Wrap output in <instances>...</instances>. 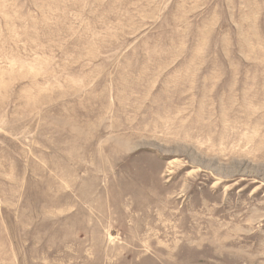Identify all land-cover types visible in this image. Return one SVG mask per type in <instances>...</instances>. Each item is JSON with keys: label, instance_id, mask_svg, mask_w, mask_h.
Returning a JSON list of instances; mask_svg holds the SVG:
<instances>
[{"label": "rangeland", "instance_id": "obj_1", "mask_svg": "<svg viewBox=\"0 0 264 264\" xmlns=\"http://www.w3.org/2000/svg\"><path fill=\"white\" fill-rule=\"evenodd\" d=\"M0 264H264V0H0Z\"/></svg>", "mask_w": 264, "mask_h": 264}]
</instances>
